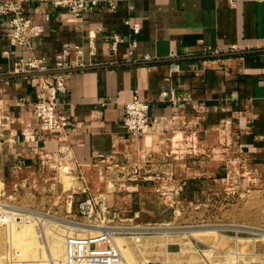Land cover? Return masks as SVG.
Instances as JSON below:
<instances>
[{
	"label": "crops",
	"instance_id": "0c3cea01",
	"mask_svg": "<svg viewBox=\"0 0 264 264\" xmlns=\"http://www.w3.org/2000/svg\"><path fill=\"white\" fill-rule=\"evenodd\" d=\"M101 3L105 7L87 10L81 19L51 4H22L41 31L30 35L28 47L13 43L9 18H0V182L18 183L61 160L83 180L95 174L103 182L111 174L105 183L114 187L122 183V168L141 163L151 148L168 147L176 155L199 151L205 158L214 139L239 159L235 172L242 174V187L264 185V0ZM115 35L124 42L113 52ZM130 39L138 43L133 56ZM66 45L73 61L76 48L83 49V67L65 74L67 92L58 109L69 123L56 135L42 132L33 115L44 80L14 77L15 65L32 57L54 68ZM135 96L150 106V146L147 136L134 137L123 124L125 105ZM179 133L182 139L173 145ZM217 172L225 180L230 171L220 165ZM203 182L185 181L179 189Z\"/></svg>",
	"mask_w": 264,
	"mask_h": 264
},
{
	"label": "rangeland",
	"instance_id": "374dc122",
	"mask_svg": "<svg viewBox=\"0 0 264 264\" xmlns=\"http://www.w3.org/2000/svg\"><path fill=\"white\" fill-rule=\"evenodd\" d=\"M213 140L205 158L199 151L176 155L168 147L164 152L151 148L141 163L122 168V183L114 187L105 183L111 180V174H104L107 178L103 182L97 181L95 174H87L83 180L61 160L51 161L47 170L39 174L18 178V183L0 182V264H66L68 236L85 238L97 234L90 230L71 231L68 221L96 223L101 217L111 224L177 227V233L144 239L137 246L125 248L128 244L118 242L129 264H140L145 257L159 264L170 260L184 262L199 245L197 242L227 250L238 246L249 252L251 244L245 239L234 242L205 231L222 225L264 228L263 183L242 187V174L240 170L235 172L241 165L239 159L221 151L219 143ZM220 165L230 171L225 180L218 178ZM199 180L204 181L199 188L179 189L185 181ZM104 202L107 210L102 211V216L100 206ZM86 207L88 212L83 214ZM17 209L24 214L17 216L16 221ZM4 215L12 216V220L4 219ZM35 220L49 226H40ZM190 233L195 239L189 238ZM140 248L145 255L139 253ZM260 249L264 252V246ZM260 259L264 262V257Z\"/></svg>",
	"mask_w": 264,
	"mask_h": 264
},
{
	"label": "built area",
	"instance_id": "2783aa9c",
	"mask_svg": "<svg viewBox=\"0 0 264 264\" xmlns=\"http://www.w3.org/2000/svg\"><path fill=\"white\" fill-rule=\"evenodd\" d=\"M27 2H35L39 4H51L57 8H65L69 10L72 16L76 19H81L85 11H94L101 8V0H6L0 3V18L7 16L9 18V27L11 30V38L14 44L22 47H28L30 44V35L39 34V27L33 26L31 20L25 15L22 4ZM107 8L113 9L114 4L109 3ZM132 34L140 33V26L134 24L131 26ZM124 39L115 35L111 42V50L117 51L119 44L123 43ZM138 43L136 39L129 40V55L133 56ZM76 59L71 60L70 48L66 45L63 48L62 54L58 57L55 67L50 68L46 64L44 58H28L20 60L15 65V74L22 75L35 72L49 71H68L83 67V64L78 60L83 55V49L76 48ZM175 68L176 65L172 64ZM81 68V67H80ZM42 90L38 95L37 100L33 104V115L37 121L38 128L42 132L62 135L68 128V117L59 112L58 99L61 94L67 92L65 74H57L44 79ZM150 106L147 102L140 100L135 96L130 102L125 105V113L123 124L127 131L134 137H142L148 134L153 127V120L149 116ZM90 203V202H89ZM86 204V203H85ZM84 204V205H85ZM5 207V205H1ZM17 209L15 217L23 210ZM94 210L92 207L91 212ZM102 211L107 208L103 203L100 206ZM83 210V214H87ZM14 216V215H13ZM100 222L83 223L78 220L68 221V228L71 231L90 230L97 233L95 236L80 238L76 236H68L66 238V264H129L125 258L118 242V238L131 239L132 243H141L144 239L169 236L177 233V227L150 224H111L104 217L100 218ZM206 232H213L220 237L231 239L238 242L240 239H245L250 242L251 250L244 252L238 246L232 250L213 247L208 244L195 245L190 256L184 262L176 263V261H166V264H264L261 262V257H264V252L260 249L264 246V228L250 225H222L216 228H208ZM260 243H263L260 244ZM139 253H143L139 249ZM140 264H159L152 261L149 257H145Z\"/></svg>",
	"mask_w": 264,
	"mask_h": 264
},
{
	"label": "bare ground",
	"instance_id": "6f19581e",
	"mask_svg": "<svg viewBox=\"0 0 264 264\" xmlns=\"http://www.w3.org/2000/svg\"><path fill=\"white\" fill-rule=\"evenodd\" d=\"M182 139V134H177V135H175L173 138H172V144L173 145H175V144H177V142H179L180 140ZM152 143V137H150V136H147V138L145 139V145H147V146H150V144ZM5 216V215H4ZM4 219H10V220H12V216H5L4 217ZM16 221H17V217L16 218H14ZM35 221H37V223L38 224H40V226H43V225H45V226H49L48 224H45L44 222H41V221H38V220H35ZM50 227H54V225H50ZM88 234H91V233H88ZM193 238V239H195L194 238V235H193V233L191 234H189V238ZM150 239V238H149ZM192 241V240H191ZM196 241V240H195ZM117 242H120V245H127L125 248H129L130 247V245H131V242H129V241H126L125 239H123V238H118L117 239ZM143 242V241H142ZM146 242H148V241H146ZM150 242V241H149ZM158 243V242H157ZM166 243V242H165ZM193 243V242H192ZM132 244H134V245H138V243H132ZM158 244H160V245H162V244H164V242H162V243H158ZM129 251H131L132 252V249L131 250H129Z\"/></svg>",
	"mask_w": 264,
	"mask_h": 264
},
{
	"label": "water",
	"instance_id": "95a60500",
	"mask_svg": "<svg viewBox=\"0 0 264 264\" xmlns=\"http://www.w3.org/2000/svg\"><path fill=\"white\" fill-rule=\"evenodd\" d=\"M75 70H68V71H49V72H35L30 74H22V75H16L14 77H47V76H53L57 74H67L68 72H72Z\"/></svg>",
	"mask_w": 264,
	"mask_h": 264
}]
</instances>
